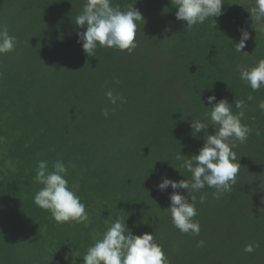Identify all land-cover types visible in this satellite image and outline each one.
I'll return each instance as SVG.
<instances>
[{"label": "trees", "instance_id": "16d2710c", "mask_svg": "<svg viewBox=\"0 0 264 264\" xmlns=\"http://www.w3.org/2000/svg\"><path fill=\"white\" fill-rule=\"evenodd\" d=\"M84 2L0 0V24L17 39L0 56V264H83L117 218L133 235L153 233L169 264H264V88L253 91L236 68L264 59L255 0H223L221 16L190 30L171 0H136L144 17L137 47H98L93 57L73 22ZM113 2L125 9L132 0ZM241 28L251 38L237 53ZM109 90L123 102L111 104ZM213 94L233 103L234 113V101L243 100L241 123L251 132L233 149L241 167L231 191L193 193L200 233L184 234L166 210L174 190L157 185L164 177L190 180L176 156L203 146L204 133L193 138L190 122L207 119ZM41 160L49 170L65 163L88 222L57 223L35 205ZM250 243L258 247L246 253Z\"/></svg>", "mask_w": 264, "mask_h": 264}, {"label": "clouds", "instance_id": "9594fccd", "mask_svg": "<svg viewBox=\"0 0 264 264\" xmlns=\"http://www.w3.org/2000/svg\"><path fill=\"white\" fill-rule=\"evenodd\" d=\"M136 0L128 3L121 9L113 0H85L82 10L74 19L75 25L83 31L77 32L78 43H82L83 51L88 56H95L98 47L115 48L129 53L137 47V31L141 22H144L139 9L135 7ZM177 9L175 16L179 21L186 22V30L206 20L219 17L223 14V0H171ZM256 21L261 22L260 30L264 31V0H255V7L251 9ZM215 21V20H214ZM216 26V22L214 24ZM240 40L235 43V52L243 53L250 33L244 28L240 29ZM17 39L9 34L7 25L0 24V56L15 50ZM239 79L245 82L253 91L264 88V59H260L255 66H236ZM111 104L123 97L114 95L111 90L105 93ZM211 111L206 113V120H191L190 128L193 138L204 133V143L198 154L190 156L177 154L179 167L191 173L190 180H171L162 178L157 185L160 191L174 190L170 195V212L173 225L184 234L199 235V222L194 220L197 216L196 199L193 193L200 192L206 186L215 189L213 196L220 198L224 193L230 192L236 183L240 170V163L233 149L236 141L243 143L251 129L241 123L245 116V103L235 100L238 113L232 111V104L227 99L217 100L215 94L207 97ZM258 108L264 112V100ZM108 110H103L107 118ZM209 126L213 132L208 133ZM174 168V167H173ZM177 170V168H174ZM68 169L62 160H57L49 170L48 162L41 160L36 168L34 182L43 187L35 194L34 203L39 208L49 211L57 223L75 222L83 224L89 221L86 206L80 197L69 187L66 179ZM186 189L187 195L178 190ZM204 202L201 196L200 203ZM204 241H199L203 246ZM258 245L247 244L246 253H252ZM83 264H169L162 245L158 244L153 233L133 235L127 228L125 221L120 218L107 228L99 239L88 247L83 256Z\"/></svg>", "mask_w": 264, "mask_h": 264}]
</instances>
